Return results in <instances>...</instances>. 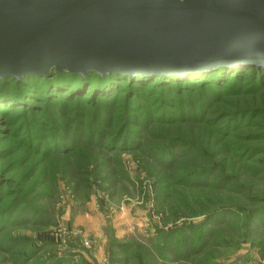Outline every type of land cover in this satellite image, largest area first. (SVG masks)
Instances as JSON below:
<instances>
[{
    "label": "rangeland",
    "instance_id": "rangeland-1",
    "mask_svg": "<svg viewBox=\"0 0 264 264\" xmlns=\"http://www.w3.org/2000/svg\"><path fill=\"white\" fill-rule=\"evenodd\" d=\"M233 78L219 86L193 79L180 94H164L157 83L123 84L108 101L86 91L92 104L42 86L48 103L23 104L27 90L7 85L0 264H103L98 233L122 245L143 240L150 250L147 233L156 244L157 231L185 227L189 235L184 242L175 232V246L203 242L207 264H264V80ZM76 229L92 251L59 239ZM129 255L138 264V253Z\"/></svg>",
    "mask_w": 264,
    "mask_h": 264
},
{
    "label": "water",
    "instance_id": "water-1",
    "mask_svg": "<svg viewBox=\"0 0 264 264\" xmlns=\"http://www.w3.org/2000/svg\"><path fill=\"white\" fill-rule=\"evenodd\" d=\"M264 69V0H0V79Z\"/></svg>",
    "mask_w": 264,
    "mask_h": 264
},
{
    "label": "trees",
    "instance_id": "trees-1",
    "mask_svg": "<svg viewBox=\"0 0 264 264\" xmlns=\"http://www.w3.org/2000/svg\"><path fill=\"white\" fill-rule=\"evenodd\" d=\"M234 76L233 81L236 78H247L253 81L264 80V69L257 68L253 66L244 67V68H236L230 69L226 67H216L212 70H208L202 73H193L186 77V79L179 78L177 76L172 75H164V76H135L132 79L128 76H123L119 74H111L105 75L103 77H99L96 73H89L84 78H81L79 75L69 74V73H57L52 70L50 74L46 77H38L31 76L27 78H22L20 81H17L13 78H5L0 79V94L2 92L9 91L5 89V87L9 84H14L15 87L23 86L26 93V99L23 100V104H25V100L32 99L37 102H47L48 97V89H44L45 87H53L51 89L50 94L53 96L56 94L67 93V95H71L69 101L77 100L84 101L85 103L91 102L86 97V91L92 95L93 92H98L99 98H103L108 101L112 94H115L117 91H120L123 88L121 85H124V88L127 86L132 88V85H138L146 87L148 85H154L157 83V89H159L164 94L167 93H176L180 94L184 92V90L191 91L192 87L190 83L193 82V79L196 81H200L206 83V85L219 86L224 82L226 76ZM40 86L44 87L43 89ZM85 88V91H83ZM56 102V101H54ZM48 103V102H47ZM92 104V102H91ZM88 105V104H87ZM90 105V104H89ZM126 106L128 110L131 109L129 102H126ZM32 111L37 110L33 106H28ZM99 115L101 116V111H99ZM98 115V116H99ZM123 141V138L117 137L115 142L111 145L110 152H115L117 146H119ZM128 144V143H126ZM63 146V144L61 143ZM124 151V150H122ZM55 152V151H54ZM84 174V173H82ZM80 181L82 177L78 175ZM49 201L53 199L54 196H48ZM46 200V199H45ZM60 200V199H59ZM213 217L208 219L209 221H205L202 224L206 226L212 220ZM185 227L184 229L179 228L177 231L175 229H171L167 232L157 231L155 236V240L157 241L158 236H161L160 243H154L152 241V233H147V240L145 241L146 245L150 250H153V260H149L150 258V250L147 247H144L142 242H138L135 238L130 237L127 241L132 243H125L124 245L120 244L119 241L112 236L113 234L107 235L108 244L105 246V251L107 258L105 261L107 264H136L132 263L134 260L133 256L129 255V252H136L139 256L138 264H207V260L201 259L200 255L203 254L205 250V244L203 242H199L198 245H190V244H182L179 246H175V240L173 236H175V232H177L179 239L185 242V237L189 235V229ZM185 238V239H183ZM78 240L77 238L74 239ZM127 244V245H126ZM135 254V253H134ZM158 257L159 261L157 262L154 259ZM134 262V261H133ZM157 262V263H156ZM164 262V263H163ZM104 264V263H103Z\"/></svg>",
    "mask_w": 264,
    "mask_h": 264
},
{
    "label": "built area",
    "instance_id": "built-area-1",
    "mask_svg": "<svg viewBox=\"0 0 264 264\" xmlns=\"http://www.w3.org/2000/svg\"><path fill=\"white\" fill-rule=\"evenodd\" d=\"M65 196L61 197V200H65L66 198ZM60 240H62V243H65V241H71L74 239H78V241L80 242V244L82 245V247L84 249H86L87 251H92L94 249V243L92 240H90L88 238L87 235H85V233L83 232L82 229H76L74 232L70 233L67 232L66 230H61L60 232ZM104 264H107V262L104 260L103 262Z\"/></svg>",
    "mask_w": 264,
    "mask_h": 264
},
{
    "label": "crops",
    "instance_id": "crops-1",
    "mask_svg": "<svg viewBox=\"0 0 264 264\" xmlns=\"http://www.w3.org/2000/svg\"><path fill=\"white\" fill-rule=\"evenodd\" d=\"M114 232H115V235L116 236H119L118 235V232H117V229L115 230L114 229ZM99 235H97V237H99L101 240H100V243H99V245H100V250H99V252H100V258L102 257V255H103V252L105 251V246H106V239H107V236H106V233H98ZM105 245V246H104ZM96 250V249H95ZM101 253H102V255H101Z\"/></svg>",
    "mask_w": 264,
    "mask_h": 264
}]
</instances>
